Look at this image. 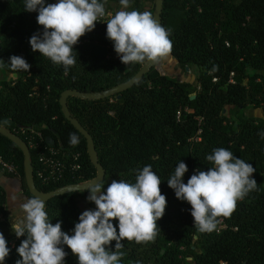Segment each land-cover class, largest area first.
<instances>
[{"label":"trees","instance_id":"16d2710c","mask_svg":"<svg viewBox=\"0 0 264 264\" xmlns=\"http://www.w3.org/2000/svg\"><path fill=\"white\" fill-rule=\"evenodd\" d=\"M149 1L155 2L130 0L129 9L153 13L154 4L145 5ZM101 2L106 13L114 14L120 6V0ZM37 15L25 11L24 0H0V69L15 76L0 79V126L25 143L18 129L32 127L81 152L79 177L51 186H42L33 177L38 190L49 192L96 176L84 137L61 111V93L112 88L128 81L142 64L121 62L106 36L107 20L100 19L74 46L76 63L65 72L62 65L31 49V36L43 31ZM160 18L170 32V55L177 65L198 70L192 81L161 74L154 66L136 84L110 97L66 100L71 117L93 139L105 190L112 180L134 183L147 165L161 180L167 205L157 221L158 235L149 243L121 241L124 255L119 264H186V259L192 264H264V117L253 114L264 106V0H163ZM13 55L23 57L29 71L12 70L8 62ZM70 133L79 139L76 146L69 143ZM220 147L252 164L257 188L237 202L230 217L218 218L224 228L218 229V223L212 232L201 233L193 226L191 205L176 198L167 180L180 161L188 167L184 183L194 173L207 171L211 164L206 157ZM0 156L14 164L16 174L9 175L20 178L27 201L32 195L25 183L23 153L2 134ZM30 160L35 167L32 152ZM88 195L83 190L51 197L45 202L49 221L61 222L62 230L71 235L82 213L77 198H83L89 209L96 207ZM8 218L0 185V232L10 249L4 264H16L21 259L16 249L26 237L17 238L6 228ZM112 223L118 232V221ZM115 243L108 249L114 251ZM64 251L65 264H78L66 245Z\"/></svg>","mask_w":264,"mask_h":264},{"label":"clouds","instance_id":"9594fccd","mask_svg":"<svg viewBox=\"0 0 264 264\" xmlns=\"http://www.w3.org/2000/svg\"><path fill=\"white\" fill-rule=\"evenodd\" d=\"M121 10L110 15L106 36L113 42L114 51L125 65L159 63L172 50L170 32L160 25L150 11L127 10L130 0H120ZM27 12H37V23L42 34H33L29 40L33 52L62 65L65 72L74 66V46L86 33L94 30L96 22L104 18L105 3L101 0H24ZM14 71H29L30 65L21 57L13 55L8 62ZM7 123V121H5ZM264 138V133H261ZM69 143H79L74 133ZM211 167L191 175L187 183L183 177L187 165L180 161L174 174L167 180L175 196L191 205L193 226L201 233L212 232L219 217H230L237 202L256 190L257 181L252 178L256 169L250 163L237 158L230 150L215 148L206 157ZM93 180L85 185L87 200L95 204L79 215L72 234L64 232L61 222L52 224L45 211V201L33 195L20 207L22 219L12 230L17 238L26 237L16 251L21 257L16 264H65L66 245L76 257L78 264H119L124 255L121 241L149 243L158 235L157 221L165 213L167 201L161 194V180L151 165L138 171L134 183L112 180L106 190L104 183ZM84 190V189H83ZM118 221L117 227L112 223ZM160 229V228H159ZM115 241V250L107 246ZM10 249L0 232V264L8 257Z\"/></svg>","mask_w":264,"mask_h":264},{"label":"water","instance_id":"95a60500","mask_svg":"<svg viewBox=\"0 0 264 264\" xmlns=\"http://www.w3.org/2000/svg\"><path fill=\"white\" fill-rule=\"evenodd\" d=\"M162 3H163V0H155L154 9L152 13L154 19L160 25H161L160 14H161ZM155 64L156 63H151V62L142 64L139 71L133 77H131L128 81H125L117 86H114L112 88H109L103 91L84 93V92H79L77 90L69 89L61 93L60 98H59V104L61 107V111L65 119L69 121V123L84 137L86 141V151H87L88 157L91 163L93 164V166L96 168V176L88 181L77 183V184L65 185L63 187H59L49 192H43V191L38 190L35 186V182L33 179V168H32V163L30 160V151L27 145L19 136L8 132L5 128L0 126V134H2L3 136L7 137L10 141H12L23 153V156H24L23 167H24L25 183H26V187L28 191L30 192L32 196L37 195L38 197H40L46 202L53 196H59V195H63L66 193L83 191V189L86 190L85 188L88 185H85V184L93 180H96L95 182H99L100 180L102 181L104 178V169L98 163L97 154H96L94 144H93V139L91 135L79 124V122L73 117H71V115L69 114L68 107H67V101H66L67 98L70 96H75L81 99L95 100V99H103L106 97H110L136 84L140 79H142V77L148 72L150 68L155 66Z\"/></svg>","mask_w":264,"mask_h":264},{"label":"built area","instance_id":"2783aa9c","mask_svg":"<svg viewBox=\"0 0 264 264\" xmlns=\"http://www.w3.org/2000/svg\"><path fill=\"white\" fill-rule=\"evenodd\" d=\"M109 14L110 12H107V15ZM106 17L101 20L106 21ZM231 77L229 82H233ZM18 132L23 135L30 155L33 153V177L35 176L42 186L57 185L79 177L82 170V154L78 149L66 147L60 142L55 143L52 138L44 136L40 130L32 127H21ZM0 168L8 174H16L14 164L1 156ZM224 227L222 221H219L218 229Z\"/></svg>","mask_w":264,"mask_h":264},{"label":"rangeland","instance_id":"374dc122","mask_svg":"<svg viewBox=\"0 0 264 264\" xmlns=\"http://www.w3.org/2000/svg\"><path fill=\"white\" fill-rule=\"evenodd\" d=\"M153 4H154L153 2L149 1L145 5L147 8H150L151 6H153ZM114 10L115 11L121 10V5ZM127 10L130 11V9H127ZM112 14H113V12L110 13L109 15H107V17L105 16L106 19H108L109 16ZM105 17L103 19H105ZM155 67L161 74L173 76L179 80H184V81H192L194 79L196 73H197V71H192V70L196 69V67H194V66H189L185 70L181 69L177 65L175 59L171 55H169L167 58L163 59L161 62L156 63ZM0 78H2V79L14 78V75L9 74L7 72H4L0 69ZM257 108H259V109H257ZM257 108H256L255 112H257L258 115L264 117V106H263V104H261ZM21 184H22V181H21ZM22 188H23V184H22ZM86 204L87 203L83 198H81V197L77 198V206H78V209L80 211L83 212V211L89 209L88 207H86ZM20 206L21 205H17V206L13 207L10 205V206H8V208L6 207V209L8 211V215H9L6 228H9L11 231H13L12 230V224L13 225L17 224L23 217V212H22ZM13 208H15V210L17 212L12 211ZM164 242L165 241L163 239H160L159 243H164ZM168 245L171 247L170 243H168ZM186 264H192L190 259H186Z\"/></svg>","mask_w":264,"mask_h":264},{"label":"crops","instance_id":"0c3cea01","mask_svg":"<svg viewBox=\"0 0 264 264\" xmlns=\"http://www.w3.org/2000/svg\"><path fill=\"white\" fill-rule=\"evenodd\" d=\"M192 71H198V70L194 69ZM255 110L256 108L254 109L253 114L257 117H262L258 115L257 112H255ZM12 175H9L8 173H6L0 168V185L5 189L7 208L10 205L14 207L17 205H22L23 203L26 202L24 198V192H23L20 178L16 176H12ZM12 211L17 212L15 208H13Z\"/></svg>","mask_w":264,"mask_h":264}]
</instances>
